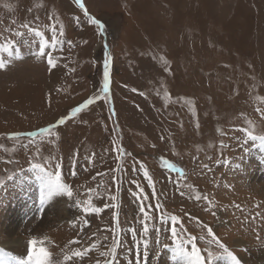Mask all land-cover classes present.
Wrapping results in <instances>:
<instances>
[{
  "label": "rangeland",
  "instance_id": "obj_1",
  "mask_svg": "<svg viewBox=\"0 0 264 264\" xmlns=\"http://www.w3.org/2000/svg\"><path fill=\"white\" fill-rule=\"evenodd\" d=\"M82 2L88 16L75 0H0V59L9 62L0 70V249L27 258L29 241L36 240L38 261L43 249L51 264H105L119 239L113 264H136L129 229L142 241L138 208L159 204L146 210L176 215L178 238L191 250L188 237L195 236L205 264L229 261L209 243L202 224L241 264H258L264 255V0ZM6 38L16 43L11 54ZM44 40L58 45L45 49L54 69L38 54ZM89 98L94 102L71 117ZM53 124L51 133L39 134ZM47 157L62 165L74 199L90 198L104 209L84 214L89 223L82 231L65 223L82 215L68 198L65 208L50 203L39 214L41 184L30 166ZM165 159L181 172L166 168ZM70 168L76 176L68 174ZM204 196L215 203V217L205 211ZM113 204L120 205L119 227L115 209L104 207ZM170 226L169 220L159 234L150 229L146 258L140 247L141 264H182L173 258L170 231H163ZM92 244L82 259L64 260Z\"/></svg>",
  "mask_w": 264,
  "mask_h": 264
},
{
  "label": "snow or ice",
  "instance_id": "obj_2",
  "mask_svg": "<svg viewBox=\"0 0 264 264\" xmlns=\"http://www.w3.org/2000/svg\"><path fill=\"white\" fill-rule=\"evenodd\" d=\"M75 3L79 5L80 9L83 11L85 16H88V10L85 7L84 3L82 0H75ZM91 23L94 25H97L100 29H104L103 23L100 21L91 18ZM22 28L24 29H31V31L34 32L36 35H41L43 38V34L35 28H32L31 25L28 24H22ZM11 33V30H9ZM56 29L52 28V32L55 33ZM63 33H61L62 35ZM16 36H22L23 33L20 31H16L14 33ZM5 43L9 45L5 50L11 54V51L16 47L15 41H9L7 38L5 39ZM44 47L39 48L38 54L40 56H47V64L50 68L54 69L57 65L54 61V58L50 55L47 54L45 49L50 48L54 49L58 45L53 43L49 44L48 40H44ZM2 46V44H0ZM9 62H6L3 59H0V70H6ZM103 92L107 94L109 92V71H108V65L105 63L104 65V71H103ZM95 98H89L82 104L76 106L71 110V117H76L78 113H80L82 110L87 109L89 105H91L94 102ZM65 123V118H61L59 121L60 125H63ZM57 127L56 124H53L51 127H45L41 129L40 135H43L45 133H51L55 128ZM234 131L236 129H233ZM29 136H35L37 133H29ZM247 135L250 139L255 140L257 139L256 136L252 134V132H247ZM12 138V137H10ZM18 138V134L17 137ZM58 139V137H56ZM154 147V146H153ZM220 147L223 148L224 145L221 143ZM39 148L36 150V155L39 156ZM77 154H73V158H75ZM36 159V156L33 157V160ZM90 159V158H89ZM225 163H230L229 161H225ZM163 164L165 165L166 168L168 169H175L176 172L180 173L181 169L176 168V165L173 163H169L167 159L163 161ZM205 168L208 167V165H204ZM32 171H35L37 173V179L40 181L41 184V193H40V209H39V214L43 216L45 208L53 201L55 197H64L66 196L69 200L73 202V204L80 209L82 215L73 217L70 220H66L65 223L69 224L70 227L72 228H77V225L80 226V230L82 231L84 226H86L89 221L84 218V214H100L104 209L101 207H95L92 205L91 199L89 198L87 201H80L79 199H74V189L71 184L66 183L64 176L62 174L61 168L62 165L57 161L54 165L51 163V158H43L41 161L38 162H33L31 163L30 166ZM140 168L143 170V176L148 179V183L154 187V182L149 174V171L147 168L141 164ZM51 169V170H50ZM122 171V169H121ZM70 176H76V172L70 168L69 173ZM14 177L13 176H8V180H12ZM4 187L3 181H0V188ZM139 187V186H138ZM119 191V189H117ZM131 195L133 197H136V193L132 192ZM183 195V193H181ZM111 199L113 201L117 200V197L115 195L111 196ZM197 201H200L202 197L200 195H197L195 197ZM203 199L208 202V207L205 208V211H210L212 216H216L217 213L215 211H212L213 208H215V203L213 201H209L207 196H204ZM105 208L107 207H112L115 209V212L113 213L114 220L116 222V226L119 227V204H113V205H105ZM156 207L159 208L160 205L157 204L155 206L152 205H144L141 204L138 208L139 213L141 216L139 217V223L141 224V229L140 231L143 233V240H138L137 239V230L134 228H130L129 231L131 233L132 240L135 242L137 246V252H136V264H141V252H140V247L142 244L143 247V257L146 258L148 256V251H149V233L150 229L154 230V233L159 234L162 231V227L164 225H168L169 220L171 221V226L170 227H165L163 228V231L168 232L170 231L171 233V238L172 241L175 244V247L172 249L173 252V258L174 259H179L182 261V264H205V258L201 254V250L199 247H197L196 244V237L195 236H190L188 237V243L191 245V250H189L186 245L178 238V231H177V223L178 217L176 215H171L170 217H165L164 215L160 216H155L154 214H149V211L146 209ZM224 209L228 208V205H223L222 206ZM235 208L240 209L243 211L242 206L239 204L234 205ZM258 207V206H257ZM158 220L159 224L152 223L153 220ZM255 219V217H253ZM182 227V226H181ZM201 227L203 229H207V234L208 236L211 237V240L209 243H215L219 249L222 250L223 257L224 259L229 261V264H241V261L238 259L236 255L233 254L232 251L229 250L228 247L225 246V244L221 243L220 239L217 238V236L214 234L213 229L211 227H208L207 224H202ZM183 230V228H182ZM201 240H203V237H200ZM155 240L157 242L160 241V236L156 235ZM80 241H70V244L74 243H79ZM37 243L36 240H30L29 241V248L27 251V258H19L16 256H10L8 253H5L3 249H0V264H51V261L49 260V253L47 251L43 252V259L42 260H37L35 259V252L34 248L32 247ZM121 241L119 239H115L114 243L111 245L110 252L112 259L106 260L105 264H113V260L115 259L116 256V250L117 247L120 245ZM96 245L92 244L89 248H84L83 250L77 248L74 251H72L70 254H65L64 255V260L65 261H70L73 259V257L76 258H83L87 256L88 252L91 250V248H95ZM104 255H107L105 253ZM209 258H213V254L211 252L208 253ZM97 264H99V261H97Z\"/></svg>",
  "mask_w": 264,
  "mask_h": 264
},
{
  "label": "bare ground",
  "instance_id": "obj_3",
  "mask_svg": "<svg viewBox=\"0 0 264 264\" xmlns=\"http://www.w3.org/2000/svg\"><path fill=\"white\" fill-rule=\"evenodd\" d=\"M56 206L57 207V209H59V207H62V208H65L66 207V205H67V197L66 196H64V197H55L54 199H53V201L51 202V206ZM49 208V207H48ZM50 209V208H49ZM48 209V210H49ZM56 209V210H57ZM47 213H49V212H47ZM15 215V214H14ZM45 215H47V214H45ZM44 215V216H45ZM237 218V217H236ZM42 219H44V217H42ZM239 220V219H238ZM16 221V220H15ZM13 243V242H12ZM6 245H8L7 243H6ZM259 261H258V264H264V255L261 253L259 256Z\"/></svg>",
  "mask_w": 264,
  "mask_h": 264
}]
</instances>
